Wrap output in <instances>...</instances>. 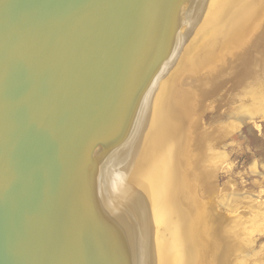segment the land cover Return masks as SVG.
Listing matches in <instances>:
<instances>
[{
    "label": "water",
    "instance_id": "obj_1",
    "mask_svg": "<svg viewBox=\"0 0 264 264\" xmlns=\"http://www.w3.org/2000/svg\"><path fill=\"white\" fill-rule=\"evenodd\" d=\"M199 1L0 0V264H136L109 162Z\"/></svg>",
    "mask_w": 264,
    "mask_h": 264
},
{
    "label": "bare ground",
    "instance_id": "obj_2",
    "mask_svg": "<svg viewBox=\"0 0 264 264\" xmlns=\"http://www.w3.org/2000/svg\"><path fill=\"white\" fill-rule=\"evenodd\" d=\"M242 2L200 0L196 5L186 6V25L180 32V46L145 97L141 121L131 141L110 159L109 163L119 173L122 182L126 181L135 187L131 199H134L137 215L141 218L136 241V264H245L252 259L248 249L256 241L254 232L257 229L259 233L264 232V199H247L232 193L225 212H220L219 196L222 194L215 192V186L208 191L206 182L213 181L212 169L217 170L211 160L213 145L208 143L224 138L231 125H219L218 130L205 126L200 134L199 125L204 127V123L195 106L203 86L212 91L219 80H224L226 75L231 76L237 69V63L234 64L231 58L238 56L243 61L244 52L239 50L249 42L248 38L253 35L251 31H255L261 23L264 0H255L251 6L248 0L244 4ZM240 11L243 16L229 30L228 24L233 20V15L241 14ZM218 21L223 25L218 29L223 36L217 40L216 50H208L205 45L197 54L200 39ZM192 39L196 40L193 42ZM234 42L236 44L233 45ZM253 55V63L242 67L244 72L238 85L240 90L233 97L247 100L246 114L264 115V79L249 71H260L264 75V58L260 59L261 62L255 61L259 56ZM227 61L231 66L227 67ZM183 72H190L191 78L195 76L199 79L201 89L177 88V79ZM196 124L198 126L195 129ZM225 128L226 133L221 130ZM200 158L204 161L203 167ZM107 170H110L109 164ZM201 171L205 180L204 176L199 177ZM243 203L250 210L248 216L249 211L241 207ZM146 207L150 209V222L145 216ZM229 207L235 208L230 211ZM241 209L247 211L245 216L242 215L243 211L240 213ZM223 218L226 220L224 232L232 242L228 248L223 245V238H219L223 226L218 222L221 223ZM201 224L205 226V232H201ZM242 232L248 235L246 241L243 244L234 242L233 237H239ZM210 239L215 242L214 250ZM225 249L228 253L223 254Z\"/></svg>",
    "mask_w": 264,
    "mask_h": 264
},
{
    "label": "rangeland",
    "instance_id": "obj_3",
    "mask_svg": "<svg viewBox=\"0 0 264 264\" xmlns=\"http://www.w3.org/2000/svg\"><path fill=\"white\" fill-rule=\"evenodd\" d=\"M245 1L246 0H243L242 4H244ZM248 1L250 2V3L248 2V5L251 6L255 0H248ZM227 6L231 8L230 4H227ZM240 13L241 14H237V13L234 14L233 15L234 18H232L233 20L230 19L231 21L228 24L229 30L230 28L234 27L233 25H235L236 21L241 18L240 16H243L242 15L243 12L240 11ZM231 17L232 16H230V18ZM263 18L261 19V23L256 28V30L254 31L253 29V31H251V33H253V35H250L251 40H249L250 38H248L249 42H247L245 46L241 45L242 47L240 48L239 52L241 51L244 52L243 55L245 58H243V61L239 60L238 56H233L234 58L233 57L231 58L234 60L232 61L234 62V64L237 63L235 66V68L237 69L233 72L231 76L226 75L227 77V78L225 77L226 79L225 78L224 80L221 79L222 81L219 80V83L216 84L217 87L215 89L212 88L211 89L212 91H210L209 88L207 89L206 86H203V89L201 90V94L200 96H198L199 98L195 104L197 111H200L201 119L204 123V127L199 125L198 131H200V134L203 133L202 130H204L207 126L208 129L216 128V130H218L219 125L224 127L226 124L231 125V128L227 129V131L230 130L228 133H226L225 131L226 128L221 129L222 131L224 130L226 133V136L224 138L218 139L217 142L208 143L209 145H213L211 146L213 149V154H212L213 157L211 160L213 161L212 166L214 165L215 167H217V170L215 168L212 169L211 175L213 177L212 178L213 181L207 180L206 185H209L208 191L212 190L215 186V192L218 191V193L222 194L219 196L221 200L220 202L221 209L219 210L220 212H225L227 207L226 204L228 203V199L231 198L232 193H236L240 197H244V198L247 197V199L249 198L255 200L264 199V117H263L264 115L246 114L247 109H245V107L247 104V100L245 98L239 100L233 97L234 94L239 93L238 91L240 90L238 88V85H240L239 83L240 80L243 79L242 78L244 72L243 65L246 66L247 64L253 63L252 60L254 56L253 54H257L259 56V59H256L255 61L261 62L260 59L264 58V19ZM222 26L223 25H221V22L219 23L218 21L215 22L214 25H212V27L209 28L210 30L208 34L204 35L200 39L201 42L199 44V47H197V51H196L197 54L198 52H201V50L204 48L205 45H206L205 47H207L208 50H214V49L216 50L215 48L217 44L216 42L218 39L222 38L223 36L222 35L223 33L219 32ZM256 37L257 39H255ZM192 40L194 42L196 39H192ZM234 44L236 43L234 42L233 45ZM226 64L227 65L230 64L229 61H227ZM229 66L231 65H228L227 67ZM238 68L241 69L239 70ZM249 71L250 73L259 75L261 77L260 78L261 80L262 77L264 79V75H262L260 71H253L251 69ZM190 75H191L190 72L189 73L183 72L177 79V83H176L177 88H180L182 90L184 88L193 87L194 90L197 89L196 91L201 89V84L198 85L199 79L195 78V76L191 78ZM189 83L191 85H189ZM193 83L194 84L197 83L196 84L197 86H195ZM232 87H234L233 92H231ZM197 126L198 124L195 125V129L197 128ZM198 142L200 143L201 141L199 140ZM207 147L209 148L210 146L207 145ZM199 162L203 167L202 163L204 161L200 158ZM208 163L210 164L209 161ZM217 163H219L220 165L218 164L217 166ZM212 166L210 167L212 168ZM201 173L202 174L199 175V177L204 176L202 171ZM205 178L206 177L204 176V180ZM212 194L213 193H210L209 195ZM211 199L212 197L210 198V200ZM244 205L246 206L245 203H243V206H241L243 209L246 208L244 207ZM146 208L148 210L145 212L146 213L145 216L149 219L150 222V209L149 207ZM234 208L235 207L233 208L229 207L230 211L234 210ZM243 209H241L240 213L243 211ZM245 210H247V208ZM245 210L243 211L242 215H244V213L246 215L247 211H249L247 216L251 214L249 209L247 211ZM228 220L229 219H227V221ZM225 222L226 220H224V218L221 220V223L218 222L219 225L221 224L223 226L221 232H219V238L220 240L223 238L222 243L227 247L228 244L232 242L229 238V235L225 234L224 232ZM204 225L207 224L205 223ZM204 225L203 227L202 224L200 225L201 232H205ZM254 234L256 241L254 245H252V247L248 249V251L252 255L253 260L250 259L251 261L250 262L248 261L249 263L246 262L245 264H253V263L264 264V232L259 233V229H257L254 232ZM240 236L241 238L243 236V238L241 239ZM247 236L248 235H246L245 232H242L239 235V237L234 236L233 240L234 242L243 244L246 241ZM205 242L207 241L205 240ZM213 243L215 242H213V240L210 239V244L214 250L215 247ZM223 245L222 247L224 248L225 246ZM226 250L227 249L224 250L223 254H225ZM226 253H228V251Z\"/></svg>",
    "mask_w": 264,
    "mask_h": 264
}]
</instances>
